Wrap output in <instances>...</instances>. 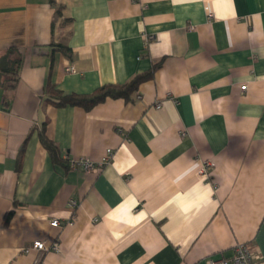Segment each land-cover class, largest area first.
<instances>
[{"label":"crops","instance_id":"0c3cea01","mask_svg":"<svg viewBox=\"0 0 264 264\" xmlns=\"http://www.w3.org/2000/svg\"><path fill=\"white\" fill-rule=\"evenodd\" d=\"M11 49L0 264H206L238 243L264 264V0H0V67ZM147 72L132 101L85 110L45 97ZM107 150L97 172L68 166ZM38 240L58 251L23 252Z\"/></svg>","mask_w":264,"mask_h":264},{"label":"trees","instance_id":"16d2710c","mask_svg":"<svg viewBox=\"0 0 264 264\" xmlns=\"http://www.w3.org/2000/svg\"><path fill=\"white\" fill-rule=\"evenodd\" d=\"M12 52L13 59L9 62L8 67L1 66L0 72L2 74H7L13 85L18 82V69L21 63V54L16 49L9 50ZM66 54L69 52L64 50ZM147 73L139 74L129 80L123 85L116 84H106L96 88L93 92L89 94H74V93H63L58 90L54 85H49L45 90L46 100L53 102L56 106H77L82 109L89 110L93 106L103 102L106 98H122L126 101H132V96L136 92V89L146 77ZM40 141L45 149L48 151L51 159L54 163L63 164V162L58 157V152L56 146L46 139L43 131L40 133ZM10 213H7V218Z\"/></svg>","mask_w":264,"mask_h":264},{"label":"built area","instance_id":"2783aa9c","mask_svg":"<svg viewBox=\"0 0 264 264\" xmlns=\"http://www.w3.org/2000/svg\"><path fill=\"white\" fill-rule=\"evenodd\" d=\"M208 17L211 16L210 13L207 14ZM148 37H145V40L148 41ZM67 72H72L73 71V66H69L66 68ZM246 86H241L240 90L244 91ZM159 107V104L156 105V108ZM182 135H184V131H182ZM113 158V152L111 150H107L106 156L99 161L98 163H93L89 161L88 159H74L70 160L68 162V166L71 169L74 168H80L83 170V172H97L101 170L104 165H107L111 159ZM205 167L203 171H206ZM69 207L74 208L76 207V203L74 200L69 201ZM71 223V222H69ZM50 226L53 228H61V224L57 219H53L50 221ZM30 250H35L38 252H57L58 247L56 244H53L51 246H46L43 241H34L30 247H25L23 249L24 253L29 252ZM261 258L257 252V248L249 243H238L233 247V253L230 257L224 258V257H219V258H207L206 259V264H261ZM33 264H39L38 261H35Z\"/></svg>","mask_w":264,"mask_h":264},{"label":"rangeland","instance_id":"374dc122","mask_svg":"<svg viewBox=\"0 0 264 264\" xmlns=\"http://www.w3.org/2000/svg\"><path fill=\"white\" fill-rule=\"evenodd\" d=\"M206 169H209V168H206ZM245 244H249V243H245Z\"/></svg>","mask_w":264,"mask_h":264}]
</instances>
